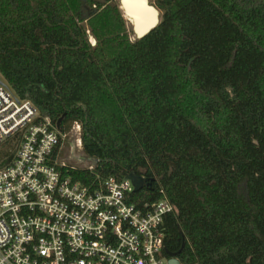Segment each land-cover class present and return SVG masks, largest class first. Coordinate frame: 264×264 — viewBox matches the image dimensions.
<instances>
[{"label": "trees", "instance_id": "1", "mask_svg": "<svg viewBox=\"0 0 264 264\" xmlns=\"http://www.w3.org/2000/svg\"><path fill=\"white\" fill-rule=\"evenodd\" d=\"M130 40L114 0H0V74L61 133L83 184L134 172L181 264H264V0H161ZM95 41V45L91 41Z\"/></svg>", "mask_w": 264, "mask_h": 264}, {"label": "built area", "instance_id": "2", "mask_svg": "<svg viewBox=\"0 0 264 264\" xmlns=\"http://www.w3.org/2000/svg\"><path fill=\"white\" fill-rule=\"evenodd\" d=\"M0 82V146L13 144L0 161V264H169L163 223L174 207L131 204L129 173L73 179L71 169L93 167L61 161L68 133Z\"/></svg>", "mask_w": 264, "mask_h": 264}, {"label": "water", "instance_id": "3", "mask_svg": "<svg viewBox=\"0 0 264 264\" xmlns=\"http://www.w3.org/2000/svg\"><path fill=\"white\" fill-rule=\"evenodd\" d=\"M119 8L122 12L126 27L131 30L135 39H141L149 34L160 22V12L149 4L148 0H119ZM149 13V19H143L138 11ZM95 45V41H93ZM1 84V82H0ZM127 178L133 185L134 192H139L145 185H149L150 181L147 178L130 172ZM166 255L170 258L169 264H181L177 259V253H170L166 251Z\"/></svg>", "mask_w": 264, "mask_h": 264}, {"label": "rangeland", "instance_id": "4", "mask_svg": "<svg viewBox=\"0 0 264 264\" xmlns=\"http://www.w3.org/2000/svg\"><path fill=\"white\" fill-rule=\"evenodd\" d=\"M114 1L118 3V0H114ZM152 1L154 2L155 0H152ZM125 28L129 34L130 40L133 41L134 37L131 33V30L128 27H126V25H125ZM91 41L93 42L94 40L91 39ZM72 125L69 126L67 130L68 135L62 142L61 155H60L61 161H64L67 164L75 165L78 167L94 166V161L91 158L86 157L81 152V149L77 146L76 139L80 137V134L75 133ZM12 146L13 144L11 143V140L6 141L4 144L0 146V161H2L3 158L7 155V152L9 151V149H12Z\"/></svg>", "mask_w": 264, "mask_h": 264}, {"label": "flooded vegetation", "instance_id": "5", "mask_svg": "<svg viewBox=\"0 0 264 264\" xmlns=\"http://www.w3.org/2000/svg\"><path fill=\"white\" fill-rule=\"evenodd\" d=\"M161 0H155L154 2L152 0H148L149 4L152 5L153 7H155L159 12L160 9H159V6H158V3L160 2ZM118 4H119V0H118ZM161 15V14H160Z\"/></svg>", "mask_w": 264, "mask_h": 264}, {"label": "bare ground", "instance_id": "6", "mask_svg": "<svg viewBox=\"0 0 264 264\" xmlns=\"http://www.w3.org/2000/svg\"><path fill=\"white\" fill-rule=\"evenodd\" d=\"M139 15H142L144 18L143 19H149L151 15L149 13L143 12V11H138Z\"/></svg>", "mask_w": 264, "mask_h": 264}]
</instances>
